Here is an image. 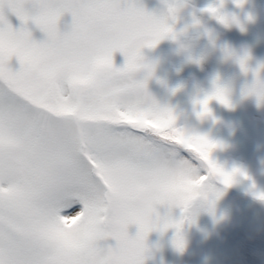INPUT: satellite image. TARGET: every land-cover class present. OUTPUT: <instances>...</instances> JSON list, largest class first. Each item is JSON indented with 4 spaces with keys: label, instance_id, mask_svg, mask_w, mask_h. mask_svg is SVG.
Wrapping results in <instances>:
<instances>
[{
    "label": "snow or ice",
    "instance_id": "1",
    "mask_svg": "<svg viewBox=\"0 0 264 264\" xmlns=\"http://www.w3.org/2000/svg\"><path fill=\"white\" fill-rule=\"evenodd\" d=\"M176 10L168 7L173 19ZM203 11L227 26L217 8ZM65 13L72 25L61 32ZM30 20L44 41L32 39ZM169 36L165 19L139 0H0V264H145L149 233L174 228L172 244L182 250L193 201L211 212L222 195L213 181L227 188L237 173L248 178L212 160L221 145L177 127L173 111L149 93L153 68L141 49ZM117 51L122 67L113 63ZM13 56L17 71L8 66ZM247 59L238 61L244 73ZM253 77L259 82V69ZM212 100L232 107L213 81L195 101L198 118L211 115ZM256 198L264 201V193ZM157 205L179 207L181 218L161 217ZM109 238L115 246L102 247Z\"/></svg>",
    "mask_w": 264,
    "mask_h": 264
},
{
    "label": "rangeland",
    "instance_id": "2",
    "mask_svg": "<svg viewBox=\"0 0 264 264\" xmlns=\"http://www.w3.org/2000/svg\"><path fill=\"white\" fill-rule=\"evenodd\" d=\"M199 6H213L215 2L226 5L233 13L232 19L222 29L213 14L203 16L195 37L171 43L169 37L162 39L154 48H142L144 62L154 64L152 77L147 81V89L157 103L170 108L177 117L176 126L193 134L207 136L221 147L211 153L210 158L225 171L239 169L248 177L237 173L233 184L225 188L219 181H213L214 188L222 193L215 200L212 211L205 202L196 205L195 224L185 222L182 234L190 243L183 256H178L172 244L175 233L169 228L164 233H149L146 244L149 253L145 264H201L205 254L211 256L210 264H264V202L256 198V193H264V106L257 107L255 98L242 97V89L251 84L253 71L259 69V77L264 79V0H244L237 7L235 0H192ZM123 3V0H121ZM144 9L164 18L173 28V18L168 15L172 0H139ZM30 9V5H26ZM249 14L254 22H248ZM5 15L13 29L21 27V22L12 13ZM72 16L65 13L58 21L61 32L69 31ZM26 27L32 39L42 42L43 33L31 20ZM247 55L244 73L239 59ZM115 67H122L124 56L113 53ZM8 66L17 71L20 64L13 56ZM143 79L144 70L137 74ZM213 81L227 89L228 98L234 108H227L216 100L209 103L211 115L198 118L199 104L213 91ZM175 90V91H174ZM203 174V173H202ZM78 206L69 209L75 215ZM161 217L170 215L172 220L181 218V209L167 205H157ZM226 212V218L222 216ZM198 229L210 232L207 239ZM136 225H129L128 233L134 236ZM100 245L115 246L109 238Z\"/></svg>",
    "mask_w": 264,
    "mask_h": 264
},
{
    "label": "clouds",
    "instance_id": "3",
    "mask_svg": "<svg viewBox=\"0 0 264 264\" xmlns=\"http://www.w3.org/2000/svg\"><path fill=\"white\" fill-rule=\"evenodd\" d=\"M242 2H244V0H242ZM241 2V3H242ZM176 7V12L175 14L177 13L180 5H174ZM241 6V5H240ZM174 14V15H175ZM169 15V14H168ZM171 17V16H170ZM227 18V17H226ZM227 21H228V18H227ZM248 22H254V17H252L250 14L248 16ZM175 33V32H174ZM177 36L178 34L175 33V39H177ZM174 39V40H175ZM153 68V71H154V67L155 65L154 64H150ZM101 69L97 68V71H100ZM242 93H244L242 95L243 98L247 99L249 97H253L255 98V101H256V105L257 107H261V106H264V79H261L259 77V82L255 83L252 81L251 84H246L243 89H242ZM260 98V103L258 104L257 103V98ZM235 106L232 105V108H234ZM259 200V199H258ZM261 202H264L262 200H259ZM198 202H204L203 200H195L193 201L192 205L190 206L189 210H188V215L190 217H192L193 219V222L191 224H195V216H196V205ZM222 216H224L226 218L227 216V213L226 212H222ZM199 231H201L204 235V238L207 239V237L210 235V232L206 229H198ZM182 237H183V241H184V246H183V249L182 250H178L176 249L175 247V250L177 252V255L178 256H183L184 253L188 250V244L190 243L188 240H186V238L184 237V235L182 234ZM210 261H211V256L209 254H205L203 257H202V261H201V264H210Z\"/></svg>",
    "mask_w": 264,
    "mask_h": 264
},
{
    "label": "water",
    "instance_id": "4",
    "mask_svg": "<svg viewBox=\"0 0 264 264\" xmlns=\"http://www.w3.org/2000/svg\"><path fill=\"white\" fill-rule=\"evenodd\" d=\"M172 5H180L177 13L175 14V26L173 31L178 34L177 39H172L169 36L171 43H176L180 38L187 37L190 34H195L199 31V23L197 16L201 13L202 8L190 4L187 0H173ZM217 10L221 13L222 16H225L226 12L224 11L223 6H217ZM183 21V23H182ZM187 21V27L185 23Z\"/></svg>",
    "mask_w": 264,
    "mask_h": 264
},
{
    "label": "flooded vegetation",
    "instance_id": "5",
    "mask_svg": "<svg viewBox=\"0 0 264 264\" xmlns=\"http://www.w3.org/2000/svg\"><path fill=\"white\" fill-rule=\"evenodd\" d=\"M189 2L190 3H192L193 5H196V4H194V2L192 1V0H189ZM223 6L224 7V11L226 12V14H224V15H226V17L228 18V23H230V21H231V19H232V16H233V13L232 12H230V11H228L229 9H227L228 7L226 6V5H224L223 3H220V2H215V4H213V6L212 7H217V6ZM197 6H199V5H197ZM201 8H202V11H201V13H199L198 14V16H197V20H198V23H199V25H200V22H201V19L200 18H202L203 16H206L207 14H211V13H209V12H207V11H203L204 9H206L207 7L206 6H200ZM218 15H221V13L218 11ZM218 20V19H217ZM219 21V20H218ZM175 22V20L173 19V23ZM182 23H183V21H182ZM220 23V22H219ZM227 23V24H228ZM175 26H177L176 24H174L173 25V27H175ZM225 25L224 24H220V26L217 28V31H218V29H219V31H220V29H222V27H224ZM184 27H187V21H186V23H185V26ZM195 35L196 34H193V35H189L187 38H183V39H188V38H190V37H195ZM181 40V39H180ZM179 40V41H180ZM178 41V42H179Z\"/></svg>",
    "mask_w": 264,
    "mask_h": 264
}]
</instances>
